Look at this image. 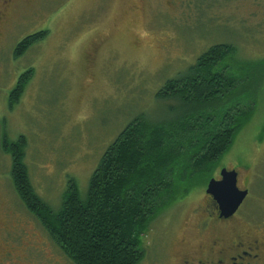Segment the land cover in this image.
Masks as SVG:
<instances>
[{
	"label": "rangeland",
	"instance_id": "rangeland-1",
	"mask_svg": "<svg viewBox=\"0 0 264 264\" xmlns=\"http://www.w3.org/2000/svg\"><path fill=\"white\" fill-rule=\"evenodd\" d=\"M0 11V228L12 241H0V256L11 252L7 264L74 263L17 196L6 137H26L33 186L57 210L70 178L86 195L102 154L133 118L170 115L175 102L159 98V89L208 47L230 43L242 59L264 57V0H0ZM41 30L46 37L15 57L18 42ZM30 69L10 108L11 90ZM222 168L236 170L238 187L249 191L239 215L264 221V84L252 121L214 178ZM206 187L196 186L149 225L142 264L173 259L194 237Z\"/></svg>",
	"mask_w": 264,
	"mask_h": 264
},
{
	"label": "trees",
	"instance_id": "trees-1",
	"mask_svg": "<svg viewBox=\"0 0 264 264\" xmlns=\"http://www.w3.org/2000/svg\"><path fill=\"white\" fill-rule=\"evenodd\" d=\"M47 30L15 47L23 56ZM264 57L245 60L230 43L208 47L187 70L167 79L157 96L175 105L157 120L133 118L110 143L85 196L70 178L56 210L36 192L25 162L27 139L3 141L11 156L13 188L56 246L74 264H139L143 233L176 200L214 177L220 158L252 121L264 84ZM33 70L22 73L9 95L13 108Z\"/></svg>",
	"mask_w": 264,
	"mask_h": 264
},
{
	"label": "flooded vegetation",
	"instance_id": "flooded-vegetation-1",
	"mask_svg": "<svg viewBox=\"0 0 264 264\" xmlns=\"http://www.w3.org/2000/svg\"><path fill=\"white\" fill-rule=\"evenodd\" d=\"M240 207L232 216H221L218 202L207 194L194 237L182 242L173 259L158 264H264V221L254 223L241 217ZM3 230L0 228V241L7 242ZM11 258L10 251L2 253L0 264Z\"/></svg>",
	"mask_w": 264,
	"mask_h": 264
},
{
	"label": "water",
	"instance_id": "water-1",
	"mask_svg": "<svg viewBox=\"0 0 264 264\" xmlns=\"http://www.w3.org/2000/svg\"><path fill=\"white\" fill-rule=\"evenodd\" d=\"M220 179L211 178L206 187V193L218 202L221 216H232L241 206L248 195L247 189L238 187V173L236 170L222 168Z\"/></svg>",
	"mask_w": 264,
	"mask_h": 264
}]
</instances>
